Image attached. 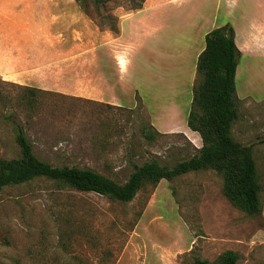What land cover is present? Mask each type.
<instances>
[{
    "label": "rangeland",
    "instance_id": "obj_1",
    "mask_svg": "<svg viewBox=\"0 0 264 264\" xmlns=\"http://www.w3.org/2000/svg\"><path fill=\"white\" fill-rule=\"evenodd\" d=\"M40 2L0 0V37L6 35L2 30L11 16L30 26L36 13L32 9ZM249 2L241 0L239 9L250 13ZM64 3L52 1L50 12L69 14L67 8L56 11V5ZM78 4L84 20L118 36L108 46L122 50L128 59L116 76L126 86L122 93L120 87L115 90L123 104L89 95L30 91L32 87L0 79V157L20 155L17 128L40 159L93 169L119 183L145 161L170 167L197 153L199 134L192 137L183 131L188 128L192 86L198 81L196 55L206 32L235 21L234 1ZM84 20L81 40L89 46ZM234 84L237 118L231 133L252 147L262 186L261 215L250 217L233 207L221 192V175L211 169L146 183L127 203L60 188L40 177L0 191V264H182L195 256L212 262L225 250L239 255L236 264H264V71L253 74L252 82L237 77ZM143 124L160 134L146 139Z\"/></svg>",
    "mask_w": 264,
    "mask_h": 264
},
{
    "label": "trees",
    "instance_id": "obj_2",
    "mask_svg": "<svg viewBox=\"0 0 264 264\" xmlns=\"http://www.w3.org/2000/svg\"><path fill=\"white\" fill-rule=\"evenodd\" d=\"M77 3L81 0H75ZM98 4L99 0H92ZM116 32L115 27L110 28ZM205 46L196 61L197 83L192 86V99L186 124L199 134L202 145L197 153L173 166L156 160L134 166L123 183L93 169L76 166H57L40 159L32 149L22 128H17L15 140L20 155L13 159L0 157V191L10 185L24 184L36 178L52 180L62 188L94 192L109 200L130 202L146 183L156 185L179 175L211 169L221 175V192L227 201L247 216L262 214V186L252 155V147L238 142L231 129L237 118L234 78L240 52L234 41L233 27L226 23L205 34ZM36 89V88H29ZM142 135L154 139L160 134L151 125L141 126ZM239 255L225 250L210 262L197 256L182 264H236Z\"/></svg>",
    "mask_w": 264,
    "mask_h": 264
},
{
    "label": "crops",
    "instance_id": "obj_3",
    "mask_svg": "<svg viewBox=\"0 0 264 264\" xmlns=\"http://www.w3.org/2000/svg\"><path fill=\"white\" fill-rule=\"evenodd\" d=\"M52 1L41 0L38 9L33 7L32 12L36 13L31 14L28 27L25 26L27 20L7 18L2 30L6 35L0 37V79L64 95H89L106 103L123 104L118 100L121 95L115 90L120 87L122 93L126 86L116 76L123 73L128 59L127 56L123 59L122 50H111L108 46L110 39L118 36L100 30L90 19L84 20L82 9L75 0H61L65 3L56 5L57 12L67 8L69 14L62 16L50 12ZM233 1L237 14L235 21L229 24L240 52L235 78L252 82L253 74L264 71V0H250L247 4L252 11L248 14L243 7L239 9L241 0ZM128 17L130 15L123 19ZM83 20L90 37L89 46H83L81 40ZM183 131L192 137L196 135L189 128Z\"/></svg>",
    "mask_w": 264,
    "mask_h": 264
}]
</instances>
